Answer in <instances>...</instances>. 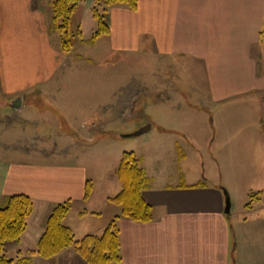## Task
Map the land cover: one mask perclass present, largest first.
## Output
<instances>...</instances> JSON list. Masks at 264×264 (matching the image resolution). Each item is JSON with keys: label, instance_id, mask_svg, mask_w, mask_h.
<instances>
[{"label": "rangeland", "instance_id": "rangeland-1", "mask_svg": "<svg viewBox=\"0 0 264 264\" xmlns=\"http://www.w3.org/2000/svg\"><path fill=\"white\" fill-rule=\"evenodd\" d=\"M95 1L79 0L71 15L70 52L62 49L61 31L56 29L51 11L46 15L45 45L29 12L9 18L12 24L2 33L11 39L4 51L0 46V62L4 72L9 73V66L16 74L15 78H3L0 72L3 159L7 156L19 160L15 162L43 164L60 159L61 166L86 169L92 181L91 201H72L65 221L68 225L77 223L78 213L85 211L90 213L92 227L99 220L92 207L103 211L101 221L120 213V205L106 203L104 196L116 189L112 176L125 151H135L144 158L154 183L172 185L185 175L189 181L199 178L210 185H223L231 199V224L247 214L249 220L264 217V117L260 135L254 127L259 110L264 115V96L209 99L203 107L209 90L206 69L199 61L187 70L177 58L162 60L142 45L135 50L114 45L109 37L112 30L92 42L98 29ZM43 3L49 5L48 0ZM46 45L50 50L43 52L45 47H39ZM9 84L30 87L23 92L20 88L7 91ZM19 94L25 95L24 102ZM18 97L23 104L15 108L9 101ZM147 124L152 126L149 131L129 135ZM175 140L180 143L179 152ZM117 182L120 186L121 181ZM58 203L37 201L21 240L8 249L11 257H16L18 250L37 247ZM251 204L253 207L246 209ZM111 206H117L114 215Z\"/></svg>", "mask_w": 264, "mask_h": 264}, {"label": "crops", "instance_id": "crops-1", "mask_svg": "<svg viewBox=\"0 0 264 264\" xmlns=\"http://www.w3.org/2000/svg\"><path fill=\"white\" fill-rule=\"evenodd\" d=\"M43 1L0 0V48L3 51L11 38L6 37V33L3 35L2 31L10 28L9 18L15 15L22 17L29 12L33 26L40 35L43 34L40 39H46V26L49 24L46 15L51 11L52 0H48V6ZM107 19L112 30L109 37L114 45L129 50L139 49L142 45L162 60L173 58L176 61L177 58L187 70L192 62L203 64L209 90L203 107L207 106L205 101L209 99L219 101L228 97L264 96V0H139L136 10L125 5L111 7ZM39 48H44L43 52L50 50L48 45ZM2 50L0 60L3 58ZM8 68L9 73L4 72L3 62H0L3 78H15L16 73L13 75ZM7 87V91L15 92L20 88L23 92L30 85L9 84ZM21 96L24 102L25 95ZM12 101L13 98L10 105ZM184 113H189V110H184ZM258 116L254 127L255 133L260 135L261 118L264 117L261 110ZM2 143L0 140V147ZM174 145L179 152V141L175 140ZM35 150L39 149L36 147ZM179 155L188 156L187 153ZM4 157L5 153L0 148V205L8 196L19 193L29 195L34 205L40 200L55 203L91 201L90 196H85L88 174L83 166H61L60 159L44 161L49 164H43L32 160L15 162L19 160L7 156L4 160ZM139 158L146 171L144 158ZM146 173L150 181L143 190V196L153 207V220L118 219L121 264H264L263 215L255 217L249 214L253 216L249 220L247 214L244 219L236 218L231 224L225 210L223 185H210L199 178L189 181L185 175L172 185L157 184ZM112 180L116 189L113 193L107 192L104 201L114 205L109 201L120 192L122 183L119 186L116 172ZM111 207L115 208L113 215L116 214L117 206ZM252 207L251 204L246 209ZM93 208L99 220L92 227L90 213L85 211L78 213L77 223L69 225L77 239L90 233L101 234L113 219L107 217L101 221L103 211ZM260 238L263 240H258ZM73 248L69 247L51 258L33 255L29 263L34 264L38 259V264H89ZM13 251L17 252V247Z\"/></svg>", "mask_w": 264, "mask_h": 264}, {"label": "trees", "instance_id": "trees-1", "mask_svg": "<svg viewBox=\"0 0 264 264\" xmlns=\"http://www.w3.org/2000/svg\"><path fill=\"white\" fill-rule=\"evenodd\" d=\"M79 0H53L51 12L56 29L61 31V46L64 52H70L73 42L69 38V23ZM139 0H96L93 7L98 29L91 41L100 36L109 35L111 26L107 12L113 6L125 5L132 10L138 8ZM62 23H59V21ZM264 37V30H263ZM122 183L120 192L111 198L121 207V212L105 227L101 234L90 233L77 239L73 229L65 223L71 202L58 203L47 219L45 231L41 235L37 247L19 251L17 257L9 255V247L20 240L28 226V218L34 210V200L27 194L19 193L8 196L0 205V264H29L33 255L52 257L68 247L75 249L89 264H121L122 246L118 219L128 217L135 221L149 222L153 220V207L143 196V190L149 185V176L142 166L135 151H125L116 171ZM92 181L86 182V197H89Z\"/></svg>", "mask_w": 264, "mask_h": 264}, {"label": "water", "instance_id": "water-1", "mask_svg": "<svg viewBox=\"0 0 264 264\" xmlns=\"http://www.w3.org/2000/svg\"><path fill=\"white\" fill-rule=\"evenodd\" d=\"M20 101H21L20 97L16 98L14 100L13 106L15 108H17ZM150 128H151V124H147V125L143 126L142 128H140L139 130H137V131H135L129 135H139L141 133L149 131ZM225 194H226V208H225V210H226V212H230L231 211V201H230L231 199H230L229 193L227 191L225 192Z\"/></svg>", "mask_w": 264, "mask_h": 264}]
</instances>
